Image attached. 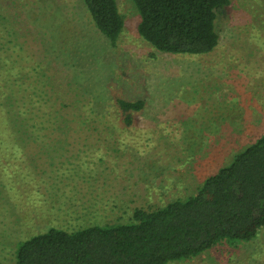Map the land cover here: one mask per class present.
Here are the masks:
<instances>
[{
    "label": "rangeland",
    "instance_id": "obj_1",
    "mask_svg": "<svg viewBox=\"0 0 264 264\" xmlns=\"http://www.w3.org/2000/svg\"><path fill=\"white\" fill-rule=\"evenodd\" d=\"M116 1L113 47L82 0H0L14 40L0 51V264L50 228L126 224L188 198L264 134V0H229L204 55L154 50L132 0ZM117 100L144 101L131 126ZM171 264H264V229Z\"/></svg>",
    "mask_w": 264,
    "mask_h": 264
},
{
    "label": "trees",
    "instance_id": "obj_2",
    "mask_svg": "<svg viewBox=\"0 0 264 264\" xmlns=\"http://www.w3.org/2000/svg\"><path fill=\"white\" fill-rule=\"evenodd\" d=\"M82 2L94 27L115 47L124 28L117 1ZM132 2L140 17L139 36L154 50L172 55L212 53L220 41L217 18L230 5L229 0ZM4 18L0 12V51L3 42L14 41L4 37ZM117 105L125 124L131 126L132 114L142 111L145 103L117 100ZM18 116L19 112L12 119L19 133L26 120L18 123ZM13 138L14 147H20L18 139ZM263 229L264 134L235 155L228 166L207 177L188 198L155 210L136 209L126 224L96 225L71 232L50 228L19 244L15 264L186 262L223 244L235 247L252 242Z\"/></svg>",
    "mask_w": 264,
    "mask_h": 264
}]
</instances>
